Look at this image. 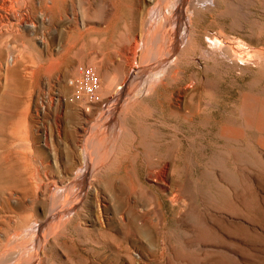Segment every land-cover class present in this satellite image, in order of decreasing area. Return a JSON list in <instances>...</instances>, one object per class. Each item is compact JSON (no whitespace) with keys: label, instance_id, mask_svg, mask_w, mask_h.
<instances>
[{"label":"rangeland","instance_id":"obj_1","mask_svg":"<svg viewBox=\"0 0 264 264\" xmlns=\"http://www.w3.org/2000/svg\"><path fill=\"white\" fill-rule=\"evenodd\" d=\"M9 1L14 2V0ZM15 1L16 3L12 2L11 5L5 4L4 10L6 8L8 12H15L16 14L18 12L17 16H24L26 22L29 23L27 26L20 25V28L19 24L17 25L18 22L14 21L11 17L0 15V17H4L0 19V38L3 36L1 39L4 44L3 46L0 40V54L2 56L7 54V56L5 55V59H3L4 57L0 58L3 64L0 63V69H4L0 72V76L4 73V76L2 75L3 77L0 78L2 79L0 83V96L3 97L0 98V126L3 127L2 125L7 124V131L9 130L8 132L5 131L6 126L4 127L5 132L0 128V144H2L0 149L1 147L5 148V146L8 149L5 148V150H3V148L0 151V165H3L0 166V169L2 168L0 170V252L8 250L11 247L13 248L20 243L27 244L29 242V227H25L24 224L28 226L29 223L35 220V218L37 219V217L34 216L26 206L25 208L18 207L20 202L28 204L33 198H44L49 202L57 204L64 195L70 196L72 191H74L71 187L72 182L79 172H81L80 169L83 164L80 165L78 163L77 166H73L69 156H73L75 153L83 161L82 163L85 164L88 161L86 148L85 150L81 148L77 150L75 147L74 149V142L78 139L85 141V145L84 142L83 145L82 143L79 144L81 147H85L86 143H88L92 151L96 154L97 161H99L98 164H100L99 166L103 173L101 179H103V181L105 180L104 184L106 186H98L97 193L102 202L100 201L101 203H98V205L101 204V206H99L100 208L95 206L94 209L95 211H97L98 208L99 210L101 209L100 211L106 219V222L111 225L110 227L117 229L123 234L118 242L119 247L120 244H122V246L124 245L120 247V252H118L121 263L128 261V263L131 264H264V1L217 0V4L214 6L200 7L198 11L193 13L192 17V21L194 22L193 26L196 31L194 33L195 36L191 37L188 43H183V45H181L183 46L182 48L181 46L179 47V57H176L174 54L176 49L174 35L171 30V33L169 31L160 37H153V34H151L150 36H152V38L149 34L148 37L147 33H144L146 31L145 24L141 21L134 23L133 8L135 0H124L125 2L123 1L121 5L123 4V7L126 9L121 6L116 16H111L104 11L105 14L102 12L103 9L102 7L100 8V6L93 9L88 8V10H90L89 12L87 6L83 5L82 7L79 5L80 3L76 2L72 5V7L74 6L73 8L77 7V9H75L76 12H74V9L71 7V0H63L66 4H63V1L60 2L61 0H54L53 5H56V7L57 5L60 6L54 8L55 6L49 5L50 7L52 6L51 8H54L53 10L49 8V11L46 4L44 7V3H37L34 0H25V4L23 5L21 4L23 2L20 0ZM29 2H31V4ZM62 4L66 5L65 8ZM19 5L22 8H19ZM129 5L131 6L129 7ZM153 6V4L149 5L148 11H150ZM17 7L18 10L16 9ZM27 7H31V11ZM60 7H63L62 9L64 10ZM83 8H85V11L87 10L88 17L87 14L84 13L85 11ZM14 9H16L17 12L16 10L14 11ZM95 9L97 15H93L95 14L93 13ZM44 11L49 15L52 13L50 16L55 20L63 18V21L61 20L58 22L59 25H57L58 23L55 21L54 27L53 25L49 26L46 21H41L40 16L45 13ZM171 11L173 12V9H171L170 12ZM56 13L57 15H55ZM72 13H76V15H72ZM121 13L123 14L122 17ZM103 14L105 18L101 17ZM81 15H85L86 17H82ZM33 16L36 18L34 19ZM64 17H69V19L65 18L64 20ZM114 17L117 18L115 19ZM29 18L31 21H29ZM73 18H75L74 20L76 22L79 21V23L72 20ZM101 18H104L102 19L104 23L100 22ZM10 20L12 24H10ZM33 20L34 22H32ZM111 20L112 23L110 22ZM15 24L16 26H14V28L13 25ZM68 24H71V26H68ZM107 24L108 27H106ZM9 25L12 26L10 27ZM45 25H47V27ZM75 25L78 27L80 25L79 28L81 29ZM124 25L129 26H125L128 29L125 28ZM94 26L96 28H94ZM2 27L6 28L1 29ZM12 27L13 31L11 30ZM105 27L106 29H103ZM17 28L19 30H17ZM53 28H56L59 33L56 32V29L53 31ZM64 28L66 31L63 30ZM137 28L138 30L142 28L141 31L143 32L140 30L138 32ZM14 29L16 30L15 32ZM129 29L132 31V34ZM80 30L82 32L81 36L79 35L81 34ZM127 30L130 34H128ZM8 31H11L9 32L11 35L9 36L6 34ZM93 31L95 32L94 34ZM106 31L107 33L105 34ZM44 32L46 36H44ZM137 32L139 35L141 34L143 36L146 34L145 37H143V40L145 38L147 39L145 43H143V41L141 42L140 38L138 42L142 44V46L140 45L141 50L146 49L147 51V68L140 78L136 80V84L134 85L136 91H134L135 93L133 92L131 103L129 102L126 108L121 110L123 112V118L118 120L117 118L113 119V116L112 119H109L111 122L109 123L108 120L103 118L104 109H106L110 101L117 96V92L123 91L127 93L130 90V87L134 83L133 74L138 73L141 68L139 61L134 60L133 55L129 54L127 51L129 44L134 41ZM102 33H104L103 36ZM12 35L14 36L11 37ZM220 35H222V39ZM113 36H115L114 40ZM65 37H68L67 41ZM131 37L134 38L132 39ZM162 37H164L165 40ZM150 38H152V40H150ZM209 38H211V40ZM215 38L218 40L220 39V42L226 39L225 41H229L232 49H227L228 52L226 51V54H222L224 56L217 55V58L215 54L203 59L204 52H206V49L211 44V46H213V41L216 40ZM97 39H99L98 42ZM46 41L48 46L46 45ZM69 41H71V45L75 43L77 45L75 44V46L71 48V45L68 43ZM112 41L113 44L111 43ZM147 41V44H149L148 46L151 45L148 49L146 48ZM230 41L234 44L230 43ZM8 43L10 45H8ZM43 43L45 45H43ZM25 44L28 47H26ZM49 46L51 47L50 49ZM102 47H104V49H102ZM151 47H153V49H151ZM262 47L263 49H260ZM257 48L259 51L262 50V54L258 52ZM235 49L238 51H235ZM251 49L252 51L250 52L249 50ZM254 49L257 50L255 51L257 57L254 55ZM57 50L60 51V54ZM243 50L247 53L250 52L249 55H251L252 61L250 64L245 65L244 70L241 69L237 71L232 69L225 57L227 55V57H229L231 53L241 52ZM95 51L97 53L99 52L98 54L101 56L96 57ZM45 52L47 54H44ZM119 53L122 56H120ZM12 55H15L16 59L15 56ZM53 55L56 59H58L57 57L60 58L58 60H53L55 59ZM124 55L126 58H129H127V62L133 63L132 65L134 68L133 74L131 75H126L123 71V66H119L121 63H117L119 60L123 62L127 60L126 58L123 59ZM194 55L200 58L201 62L196 63L193 61L192 57H194ZM93 56L96 57V59H94L95 61H92L94 58ZM105 57L106 59H104ZM108 58L109 60L111 58V61L113 59L116 66H114V64L113 66L110 65L111 69L107 71L108 75H106V69L101 65L100 61L103 59L107 62ZM12 62L15 63L13 66ZM26 62L28 63L27 65ZM35 62L39 64V67ZM92 62L94 63L92 64L94 70L100 72L98 73L96 71L98 78L101 76L99 78L101 86L100 96L104 99V101L102 100V102L97 105L87 104L84 101H82L83 103L77 101L74 98L75 85L73 86L71 84L72 79L69 78L66 80V73L69 72V70L74 74L73 71L75 72L77 67H91ZM96 62L98 64H95ZM149 63L153 65H150V67ZM94 65L96 67H94ZM135 65L137 66L135 67ZM11 66L13 67L11 68L12 71L9 68ZM15 66L16 69L14 68ZM153 66L155 70L152 68ZM22 68H26V70H22ZM31 68L32 71L34 70L33 73L31 72ZM66 69L69 70L67 71ZM160 70L162 72H160ZM24 71L28 73L30 71V75L33 76V79ZM38 71L39 73H37ZM241 71L242 74L240 73ZM110 72H112L113 75ZM181 72L184 75L181 74ZM7 74L10 75V79H8L10 83L8 80L5 81V75ZM25 75H27L28 78H26L27 76L25 77ZM78 76L76 80L81 77V75ZM192 76L198 79L196 87H194ZM144 77L146 79H144ZM6 78H8V76ZM29 78L30 80L28 81ZM173 80H175V82ZM182 80L184 82H182ZM23 81H25V84ZM5 82L7 83L5 84ZM28 82H32L33 85ZM165 82L167 84H164ZM172 82L176 85H172ZM180 82L181 84H179ZM7 85L8 87H6V90L8 92L6 91L4 94L3 92L5 91L3 90ZM28 85H32L30 86L31 89H29ZM178 86H188L186 87V89L189 88L188 90L192 89V87L194 88L193 91L188 92V94H190L186 95V97H188L182 100L179 107L173 102V92L179 88ZM31 90H34L32 94H30ZM109 93L110 96H107ZM194 94H196V96H194ZM112 96L113 98H111ZM109 98H111V100ZM193 99L194 101H192ZM78 107L86 113L87 116H84L86 117L85 119L83 116L79 118L77 114ZM89 110H92V112L90 113ZM186 111L192 112L194 114L193 117L192 113L189 114ZM4 119L6 120L5 122ZM32 143L33 145H31ZM148 144L150 145L148 146ZM6 150L9 152L8 154ZM116 151H119L117 153L118 156H116ZM21 152L24 154L21 155ZM174 152L178 155L175 156L176 154ZM113 153L115 159L112 157ZM3 154L5 155L2 157ZM154 155L156 158H154ZM160 155H162L161 158ZM2 158H4V161H2ZM167 158L168 160L171 158V162L173 161L172 167L170 168L172 180L164 187L160 181H150L148 175H150L151 172L153 174L157 169L156 166ZM5 162L9 164L6 165ZM106 163H108L107 166ZM107 167L109 168L108 171L106 169ZM104 170L106 171V175ZM22 175L24 176L22 177ZM27 178H30V180H26L30 181V183L24 181ZM31 180L33 182L36 181L33 183L34 185L37 183V185H35L36 187L40 185L38 187L39 189L31 183ZM114 180L115 183L113 182ZM25 182L26 185L28 183L27 186L30 185L33 189L35 187V191L33 189H30V191L29 187L25 186ZM117 183H120L119 185L123 195H115L110 189L113 184ZM20 184H22V186ZM107 184H109V186ZM18 187H21V189H18ZM41 187H43V189ZM107 187L110 188L107 189ZM8 189L12 193H8ZM41 189L44 192L38 191ZM6 190H8V192ZM35 193L38 194L36 195ZM41 193H43L42 196ZM5 194L9 196H5ZM176 197L180 198L181 202H186L188 206L183 208L180 204H178L179 206L172 204L171 200H174ZM141 199L153 205L149 208L155 210V213H153L148 221H152L150 222L151 224L148 222L144 223L141 220L143 218L139 217L141 214L143 216L145 213L143 208L140 207L138 210H135V208L132 209V203L140 201ZM12 206L14 208H11ZM16 208L17 210L22 209L14 211ZM157 208L160 211H158ZM81 219L82 216L79 213L75 214L66 226L62 224L59 216H55V236H57L55 240L61 244L63 240H68V237H70L76 249L80 248V242H85L88 249L96 253H102V255H106L107 257H115L113 232L108 229H106L105 232H101L100 234L101 236L103 235V241L101 244L97 245V243H95V237L98 236V233H93L91 231L81 232L77 229L76 225ZM15 222H17L18 225ZM19 223H21L23 227L21 225L19 226ZM88 225L90 226L91 223ZM18 226L20 228L22 227V231H20L21 229ZM65 227H67V231ZM18 229H20L19 232H17ZM63 229L65 230L64 232ZM8 242L10 243V248ZM88 243L91 245H88ZM1 247L3 248L1 249ZM0 264L9 263L0 262Z\"/></svg>","mask_w":264,"mask_h":264},{"label":"bare ground","instance_id":"obj_2","mask_svg":"<svg viewBox=\"0 0 264 264\" xmlns=\"http://www.w3.org/2000/svg\"><path fill=\"white\" fill-rule=\"evenodd\" d=\"M21 2H23V3H21L22 5L23 4H25L24 3V1L25 0H20ZM19 1V2H20ZM34 1H36L37 3H44V7H45V4L48 6V11H49V8L51 9V10H53L54 8H57V7H59L58 5H57V7H56V5H53V2H54V0H34ZM55 1H57V0H55ZM60 1V0H59ZM63 0H61L60 2H62ZM65 1V0H64ZM64 1H63V4H66V2L64 3ZM124 0H71V7H72V5L76 2V3H80L79 5L80 6H82L83 7V5L84 6H87V10H88V8H90V9H93V8H95V7H97V6H100V8L102 7V9H103V11L102 12H104V11H106V13L107 14H109V15H117L118 14V12H119V10H120V7L122 6V8H124L123 7V4L121 5V3L123 2ZM128 1H130V0H128ZM255 1V0H254ZM257 1V0H256ZM264 1V0H263ZM13 2V1H12ZM12 2L11 1H9V0H0V15L2 14V15H7L9 18L11 17L14 21H17L18 23H17V25L19 24V27H20V25H24V26H27L28 25V23L29 22H26V20H25V18H24V16L23 17H18L17 15H18V12H17V10H18V7L16 8V9H14V11L16 10V12H17V14L15 13V12H8V9H6L5 8V10H4V5L5 4H12ZM14 2L16 3V1L14 0ZM13 2V3H14ZM27 2V1H26ZM32 2V1H31ZM31 2H29L30 4H31ZM60 2H58V3H60ZM125 2V1H124ZM127 2V1H126ZM247 2V1H246ZM250 2V1H249ZM252 2V1H251ZM260 2V1H259ZM57 3V2H56ZM68 3V2H67ZM244 3H245V1H244ZM254 3V2H253ZM253 3H252V5H253ZM256 3V2H255ZM20 4V5H21ZM55 4V3H54ZM62 4V5H63ZM82 4V5H81ZM151 4H153L154 6H153V8L150 10V8H149V10L150 11H148V6L149 5H151ZM217 4V0H135L134 1V8H133V21H134V23H137L138 21H141L143 24H145L146 25V28H145V30L147 31H145L144 33H147V36H148V34H149V36L151 35V34H153V37H155V36H158V37H160V36H163V35H165L167 32H169L170 30L172 31V33H173V35H174V41H175V49H176V52L174 53L175 55H176V57H179V47L181 46V45H183V43H185V42H187L188 43V41H190V39H191V37H193V36H195L194 35V33L196 32L195 31V28H194V26H193V24H194V22L192 21L193 19H192V17H193V13L195 12V11H198V9L201 7H211V6H214V5H216ZM264 4V3H263ZM20 5H19V8H22V7H20ZM49 5H52V6H55L54 8H51ZM240 5H242V4H240ZM250 5V4H249ZM6 6V5H5ZM16 6V5H15ZM33 6V5H32ZM64 6V8H65V6L66 5H63ZM131 5H129V7H130ZM24 7V6H23ZM74 7V6H73ZM72 7V9H74V12H76V10L75 9H77V7L76 8H73ZM126 7V6H125ZM27 8H29V7H27ZM31 8V7H30ZM30 8H29V10H30ZM41 8H42V5H41ZM61 8V7H60ZM63 8V7H62ZM61 8V9H62ZM79 8V7H78ZM132 8V7H131ZM26 9V8H25ZM69 9V8H68ZM71 9V10H72ZM84 9V11H85V8H83ZM124 9H126V8H124ZM171 9H173V12L171 11L170 12V10ZM245 9V8H244ZM7 10V11H6ZM10 10V9H9ZM13 10V9H12ZM19 10H21V9H19ZM28 10V9H27ZM46 10V9H45ZM50 10V11H51ZM62 10H64V9H62ZM87 10L84 12V13H86L87 14V17H88V12H87ZM25 11V10H24ZM23 11V12H24ZM31 11V10H30ZM34 11V10H33ZM69 11V10H68ZM89 12H90V10H88ZM20 12V11H19ZM22 12V13H23ZM45 12V11H44ZM52 12V11H51ZM55 12H56V10H55ZM60 12V11H59ZM65 12V11H64ZM82 12V11H81ZM97 11H96V9H95V11L93 12V13H95V14H93V15H97V13H96ZM121 12H122V10H121ZM128 12V11H127ZM4 13V14H3ZM29 13V12H28ZM50 13V12H49ZM53 13V12H52ZM51 13V14H52ZM105 13V12H104ZM105 13V14H106ZM246 13V12H245ZM251 13V12H250ZM264 13V12H263ZM24 14V13H23ZM40 14H41V12H40ZM50 14V15H51ZM75 15H76V13H74ZM73 13H72V15H74ZM77 14H79V13H77ZM82 14V13H81ZM98 14H100V13H98ZM122 14V13H121ZM26 15V14H25ZM28 15V14H27ZM32 15V14H31ZM33 15H34V13H33ZM47 12H45V13H43V14H41V21L42 22H47L48 24H49V26L50 25H53V27L55 26L54 25V23H55V21H57V23L58 22H60L61 20L63 21V18L62 19H59V20H55L54 18H52V16H50ZM55 15H57V13L55 14ZM65 15V14H64ZM69 15V14H68ZM196 15V14H195ZM6 16V17H7ZM20 16V15H19ZM37 16V15H36ZM78 16V15H77ZM82 16V15H81ZM84 17H86L85 15H83ZM82 16V17H83ZM89 16H90V14H89ZM123 16V14L121 15V17ZM126 16V15H125ZM223 16V15H222ZM30 17V16H29ZM59 17V18H60ZM73 17V16H72ZM75 17V16H74ZM79 17V16H78ZM101 17H104L105 18V16H104V14H103V16L101 15ZM118 17V16H117ZM116 17V18H117ZM120 17V18H121ZM195 17V16H194ZM1 18H4V17H0V19ZM33 18H34V16H33ZM36 18V17H35ZM34 18V19H35ZM65 18H67V17H64V20H65ZM71 18V17H70ZM104 18H101V21L100 22H103L102 21V19H104ZM111 18V17H110ZM109 18V19H110ZM115 18V17H114ZM115 18V19H116ZM120 18H118V19H120ZM128 18H129V16H128ZM6 19H8V18H6ZM28 19V18H27ZM30 19V18H29ZM67 19H69V17L67 18ZM75 18H73L72 20H74ZM89 19V18H88ZM112 19V18H111ZM37 20V19H36ZM78 20H80V19H78ZM84 20V19H83ZM114 20V19H113ZM130 20V19H129ZM4 21V20H3ZM2 21V22H3ZM6 21V20H5ZM8 21V20H7ZM11 21V20H10ZM28 21V20H27ZM29 21H31V19L29 20ZM67 21V20H66ZM75 21V20H74ZM87 21V20H86ZM89 21H90V19H89ZM92 21V20H91ZM94 21V20H93ZM106 21H109V20H106ZM119 21H121V20H119ZM118 21V22H119ZM125 21H128V20H125ZM0 22H1V20H0ZM32 22H34V20L32 21ZM38 22V21H37ZM76 22V21H75ZM78 23H79V21H77ZM76 22V23H77ZM111 23H112V20L110 21ZM118 22H116V23H118ZM122 22H124V21H122ZM4 23V22H3ZM7 23H10V22H7ZM15 23V22H14ZM36 23V22H35ZM40 23V22H39ZM56 23V24H57ZM68 23V22H67ZM71 23H72V21H71ZM74 23V22H73ZM84 23H85V20H84ZM98 23V22H97ZM104 23V22H103ZM129 23V22H128ZM253 23V22H252ZM1 24V23H0ZM5 24V23H4ZM10 24H12V21H11V23ZM31 24V23H30ZM34 24V23H33ZM102 24V23H101ZM100 24V25H101ZM120 24H121V22H120ZM142 24V25H143ZM57 25H59V23L57 24ZM65 25V24H64ZM128 25V24H127ZM127 25H124V27L125 26H127ZM237 25V24H236ZM10 26V25H9ZM12 26V25H11ZM10 26V27H11ZM14 26H16V24L15 25H13V27ZM33 26V25H32ZM46 27H47V25H45ZM68 26H71V24L69 25L68 24ZM75 26H77V25H75ZM82 26L84 27V25H83V23H82ZM87 26V25H86ZM97 26V25H96ZM104 26H106V25H104ZM115 26H117V25H115ZM137 26V25H136ZM7 27V26H6ZM6 27H4V28H6ZM13 27H12V31H13ZM18 27V28H19ZM43 27H44V24H43ZM78 27V26H77ZM76 27V28H77ZM79 27H80V25H79ZM78 27V28H79ZM106 27H108V24H107V26ZM106 27L105 28H103V29H106ZM127 27H129V26H127ZM127 27H125V28H127ZM3 27L1 28V29H4ZM15 28V27H14ZM17 28V30H19ZM21 28V27H20ZM29 28V27H28ZM31 28V27H30ZM33 28H35V27H33ZM45 28V27H44ZM57 28V27H56ZM56 28H53V31L56 29ZM62 28H63V26H62ZM69 28V27H68ZM75 28V27H74ZM90 28V27H89ZM93 28V27H92ZM94 28H96L95 26H94ZM111 28H112V26H111ZM142 28H144V27H142ZM141 28V29H142ZM58 29V28H57ZM57 29H56V32L57 33H59L58 31H59V29H58V31H57ZM79 29H81V28H79ZM84 29V28H83ZM100 29V28H99ZM102 29V30H103ZM109 29V28H108ZM115 29V28H114ZM121 29V28H120ZM128 29V28H127ZM133 29V28H132ZM141 29L139 28V30L141 31ZM7 30H9V29H7ZM38 30V29H37ZM50 30V29H49ZM52 30V29H51ZM63 30H65V28L63 29ZM63 30H62V32H63ZM66 30H67V27H66ZM65 30V31H66ZM71 30V29H70ZM86 30V29H85ZM84 30V31H85ZM91 30V29H90ZM93 30V29H92ZM101 30V29H100ZM109 30H111V29H109ZM117 30H119V29H117ZM116 30V31H117ZM130 30V29H129ZM137 30H138V28H137ZM139 30H138V32H139ZM261 30V29H260ZM16 30L14 29V32H15ZM64 31V32H65ZM95 31H96V29H95ZM115 31V32H116ZM124 31V30H123ZM171 31H170V33H171ZM2 32V31H1ZM9 32H11V31H8L6 34H8L7 36H9V35H11V33H9ZM14 32H12V33H14ZM22 32V31H21ZM26 32V31H25ZM47 32V31H46ZM50 32V31H49ZM52 32V31H51ZM69 32V31H68ZM71 32V31H70ZM78 32V31H77ZM80 32H81V30H80ZM100 32V31H99ZM98 32V33H99ZM110 32V31H109ZM127 32H128V30H127ZM132 31L130 30V33H131ZM137 32V33H138ZM141 32H143V31H141ZM220 32V31H219ZM87 33H88V31H87ZM86 33V34H87ZM95 32L93 31V34H94ZM98 33H96V34H98ZM107 33V31L105 32V34ZM117 33H118V31H117ZM129 32H128V34H130ZM136 33V36H135V39H134V41L131 43L130 41V43L131 44H129V48L127 49V51H128V53L129 54H132L133 55V57H134V60H138L139 61V63H140V65H141V68L139 69V67H138V69H139V72L138 73H135V74H133V68H134V66L130 63V62H127L128 61V59L130 58V55H129V58L127 59L126 58V56L124 57L123 56V59H127L126 61H122V60H119L117 63L119 64V63H121V64H119V66H123V71H124V73L126 74V75H131V74H133L132 76H133V79H134V83L132 84V86L130 87V90L127 92V93H124L123 91H120V92H117L116 94H117V96L115 97V98H113V96L111 97V98H113L112 100H111V98H109L111 101H110V103H109V105H108V107L106 108V109H104V112H103V118L104 119H106V120H108L109 121V119H112L113 118V116H114V118L113 119H115V118H117L118 120H120V119H122L123 118V112L121 111V110H123V108H126V106L129 104V102L131 103V100L133 99L132 97H133V92L134 91H136L135 89H134V85L136 84V80L137 79H139L140 78V76L142 75V73H144L145 72V70H146V68H147V66H146V64H147V62H146V53H147V51H146V49H142L141 50V48H140V45L142 46V44H139V42H138V40H139V38H140V40H141V42L143 41V43H145V41L147 40L146 38L143 40V37H145V35L143 36V35H139V33L137 34ZM217 33V32H216ZM221 33H222V31H221ZM220 33V34H221ZM1 34V33H0ZM24 34H26V33H24ZM23 34V35H24ZM43 34V33H42ZM44 36H46V33L44 32ZM61 34V33H60ZM90 34H92V33H90ZM101 34V33H100ZM103 34L104 33H102V36H103ZM132 34V33H131ZM143 34V33H142ZM202 34V33H201ZM223 34H225V33H223ZM222 34V35H223ZM48 35H49V33H48ZM57 35V34H56ZM62 35H63V33H62ZM80 36L82 35V32H81V34H79ZM109 35V34H108ZM113 35H114V33H113ZM171 35V34H170ZM222 35H220V38H221V36ZM14 35H12L11 37H13ZM43 36V35H42ZM87 36V35H86ZM91 36V35H90ZM98 36H100V35H98ZM110 36V35H109ZM115 36H116V34H115ZM115 36H113V40L115 39L114 37ZM125 36H126V34H125ZM146 36V37H147ZM148 36V37H149ZM206 36V35H205ZM216 36V35H215ZM226 36V35H225ZM260 36H261V34H260ZM3 37V36H2ZM1 37V38H2ZM17 37H18V35H17ZM21 37H23V36H21ZM60 37H61V35H60ZM84 37V36H83ZM108 37V36H107ZM150 37H152V36H150ZM152 37V38H153ZM0 38V40H1V42H2V39ZM55 38V37H54ZM62 38V37H61ZM66 38V41H67V38L68 37H65ZM80 38V37H79ZM125 38V37H124ZM128 38H130V37H128ZM132 39L134 38V37H131ZM152 38H150V40H152ZM163 39H164V37H162ZM224 38V37H223ZM18 39V38H17ZM42 39V38H41ZM46 40H47V38H45ZM60 39V38H59ZM70 39H72V38H70ZM69 39V40H70ZM82 39V38H81ZM149 39V38H148ZM158 39V38H157ZM210 40H211V38H209ZM216 39V38H215ZM222 39V38H221ZM260 39V38H259ZM258 39V40H259ZM105 40H108V39H105ZM112 40V39H111ZM131 40V39H130ZM165 40V39H164ZM218 39H216V40H214L213 41V46H209L207 49L206 48H204V49H206V52H204L205 54H203L204 55V57H203V59H205L206 57L208 58V57H211V56H213V55H215L216 54V57L218 58V56L219 55H222V54H226V51H227V49H230L231 47H230V44H229V41L227 42V41H225L224 39L220 42L219 40V42L217 41ZM228 40H229V37H228ZM47 41H49V40H47ZM47 41H46V45H47ZM53 41V40H52ZM82 41H83V39H82ZM86 41V40H85ZM84 41V42H85ZM99 41V39H97V42ZM158 41V40H157ZM156 41V42H157ZM171 41V40H170ZM8 42V41H7ZM44 42V41H43ZM125 42H126V39H125ZM152 42V41H151ZM208 42V41H207ZM212 42V41H211ZM45 43V42H44ZM43 43V45H45ZM59 43V42H58ZM69 44L71 43V41H69L68 42ZM99 43H101V42H99ZM98 43V44H99ZM105 43H106V41H105ZM112 44H113V41L111 42ZM115 43V42H114ZM121 43V42H120ZM148 43V41L146 42V45H147V49H148V47H150V46H148L149 44H147ZM201 43V42H200ZM230 43H232L231 41H230ZM6 44V43H5ZM49 44V43H48ZM62 44V43H61ZM65 44V43H64ZM76 44V43H75ZM75 44L72 46L71 44V48L72 47H74L75 46ZM126 44H127V42H126ZM232 44H234V43H232ZM258 44V43H257ZM260 44V43H259ZM2 45L4 46V44H3V42H2ZM8 45H10L9 43H8ZM77 45V44H76ZM101 45H104V44H101ZM109 45V44H108ZM115 45V44H114ZM128 45V44H127ZM131 45V46H130ZM3 46H1V47H3ZM24 46V45H23ZM25 46H26V44H25ZM24 46V47H25ZM48 46V45H47ZM51 46V45H50ZM49 46V49L51 48ZM64 46V45H63ZM68 46V45H67ZM82 46V45H81ZM86 46V45H85ZM85 46H83V47H85ZM99 46H100V44H99ZM110 46H111V44H110ZM121 46H122V44H121ZM165 46V45H164ZM203 46V45H202ZM241 46V45H240ZM26 47H28V46H26ZM25 47V48H26ZM65 47H66V45H65ZM65 47H63V48H65ZM78 47V46H77ZM95 47V46H94ZM163 47V46H162ZM166 47V46H165ZM164 47V48H165ZM183 46H181V48H182ZM239 47V46H238ZM4 48V47H3ZM5 48H6V46H5ZM10 48V47H9ZM45 48V47H44ZM56 48V47H55ZM54 48V49H55ZM59 48V47H58ZM123 48V47H122ZM169 48V47H168ZM199 48V47H198ZM202 48V47H201ZM235 48V47H234ZM234 48H233V50H234ZM60 49V48H59ZM58 49V50H59ZM68 49V48H67ZM76 49V48H75ZM85 49V48H84ZM95 49V48H94ZM94 49H93V53H94ZM102 49H104V47H102ZM120 49V48H119ZM151 49H153V47H151ZM179 49V50H178ZM232 49V48H231ZM258 49V48H257ZM260 49H263V47L262 48H260ZM3 50V49H2ZM9 50V49H8ZM57 50V52H59V54H60V51H58ZM62 50V49H61ZM68 50H70V49H68ZM72 50V49H71ZM81 50V49H80ZM79 50V51H80ZM85 50H87V49H85ZM157 50V49H156ZM237 49H235V51H236ZM240 50V49H239ZM247 50V49H246ZM6 51V50H5ZM35 51V50H34ZM49 51V50H48ZM53 51V50H52ZM78 51V52H79ZM102 51V50H101ZM106 51V50H105ZM111 51V50H110ZM119 51V50H118ZM130 51V52H129ZM153 51V50H152ZM151 51V52H152ZM234 51V52H235ZM238 51V50H237ZM250 52L252 51V49L251 50H249ZM248 51V52H249ZM255 51H257L256 49H254V52ZM262 51V50H261ZM261 51H259V49H258V52H260V54H262L261 53ZM3 52V51H2ZM1 52V53H2ZM6 52H8V51H6ZM50 52V51H49ZM68 52V51H67ZM96 52V51H95ZM116 52H117V50H116ZM149 52H150V49H149ZM163 52V51H162ZM228 52V51H227ZM249 52V53H250ZM264 52V51H263ZM10 53V52H9ZM35 53V52H34ZM39 53V52H38ZM61 53H62V51H61ZM66 53V52H65ZM64 53V54H65ZM71 53H73V52H71ZM90 53V52H89ZM99 53V52H98ZM97 52L95 53V55H96V57H100L101 55H99ZM110 53V52H109ZM118 53V52H117ZM120 53H122V52H120ZM119 53V55L120 56H122L121 54ZM153 53V52H152ZM151 53V54H152ZM230 53H231V51H230ZM249 53H247L246 51H241V52H235V53H231V55L229 56V57H225V59L228 61V63H229V65H230V67H232V69H235V70H244L245 69V65H248V64H250V62L252 61V59H251V55H249ZM44 54H47L46 52L44 53ZM75 54H77V53H75ZM91 54H92V52H91ZM102 54V53H101ZM106 54V53H105ZM148 54H150V53H148ZM147 54V55H148ZM162 54V53H161ZM264 54V53H263ZM6 56H7V54H5ZM5 55L4 56H2L1 54H0V58H2V57H4L3 59H5L6 57H5ZM9 55V54H8ZM11 55V54H10ZM36 55V54H35ZM40 55V54H39ZM89 55V54H88ZM108 55V54H107ZM107 55H105L106 57H108ZM118 55V56H119ZM127 55V54H126ZM196 55V54H195ZM194 55V57H192V60L193 61H195L196 63L197 62H201L200 61V58H198V57H196ZM218 55V56H217ZM252 55H253V53H252ZM254 55H256V52L254 53ZM253 55V56H254ZM259 55V54H258ZM12 56H15V55H12ZM11 56V57H12ZM20 56V55H19ZM18 56V57H19ZM51 56V55H50ZM54 56V55H53ZM61 56H62V54H61ZM112 56V55H111ZM119 56V57H120ZM160 56V55H159ZM164 56V55H163ZM202 56V55H201ZM222 56H224V55H222ZM263 56V55H262ZM21 57V56H20ZM40 57V56H39ZM55 57V56H54ZM94 57V56H93ZM96 57H94L93 59H92V61H95L94 59H96ZM106 57L104 58V59H106ZM118 57V58H119ZM181 57V56H180ZM256 57H257V55H256ZM264 57V56H263ZM47 58V57H46ZM58 59L60 58V57H57ZM163 58H165V57H163ZM182 58L184 59V57L182 56ZM216 58V59H217ZM222 58V57H221ZM259 58V57H258ZM9 59H10V57H9ZM12 59V58H11ZM15 59H16V56H15ZM14 59V60H15ZM20 59V58H19ZM58 59H56V57H55V59H53V60H58ZM155 59H156V57H155ZM2 60V59H1ZM8 60V59H7ZM134 60H133V58H132V61L134 62ZM151 60V59H150ZM209 60V59H208ZM214 60V59H213ZM257 60V59H256ZM260 60V59H259ZM16 61V60H15ZM14 61V62H15ZM17 61H18V59H17ZM102 61V62H101ZM100 61V63H101V65L106 69V72L107 71H109L111 68H110V65H112L113 66V64H114V66H116L115 65V62H113L114 60L112 59V61H111V58H110V60H109V58H108V61L107 62H105V60H101ZM158 61H160V60H158ZM170 61V60H169ZM190 61H191V59H190ZM210 61V60H209ZM215 61V60H214ZM253 61H255V60H253ZM10 62V61H9ZM41 62V61H40ZM99 62V61H98ZM151 62V61H150ZM206 62V61H205ZM261 62H262V60H261ZM0 63H1V61H0ZM5 63H6V66H7V62H6V60H5ZM11 63V62H10ZM13 63V62H12ZM17 63V62H16ZM35 63H37V62H35ZM161 63V62H160ZM210 63V62H209ZM217 63V62H216ZM2 64V63H1ZM1 64H0V67H1ZM15 63H13L12 64V66L14 65ZM28 63L26 62V65H27ZM30 64V63H29ZM85 64V63H84ZM92 64H94L93 62L91 63V65ZM95 64H98L97 62L95 63ZM134 64H135V62H134ZM137 64H138V62H137ZM169 64V63H168ZM200 64V63H199ZM208 64V63H207ZM3 65V64H2ZM33 65V64H32ZM37 65H38V67H39V64L37 63ZM152 66L153 64H150L149 63V66ZM171 65V64H170ZM197 65V64H196ZM209 65V64H208ZM226 65V64H225ZM5 66V65H4ZM3 66V67H4ZM9 66V65H8ZM9 67L10 69L11 68H13V67ZM31 66V65H30ZM44 66V65H43ZM42 66V67H43ZM82 66V65H81ZM85 66V65H84ZM118 66V67H119ZM137 65H135V67H136ZM150 66V67H151ZM179 66V65H178ZM28 67H29V65H28ZM34 67V66H33ZM36 67V66H35ZM52 67V66H51ZM61 67V66H60ZM92 68H93V65L91 66ZM94 67H96L95 65H94ZM98 67H100V66H98ZM97 67V68H98ZM203 67V66H202ZM228 67V66H227ZM7 68V67H6ZM15 69H16V66L14 67ZM48 68V67H47ZM50 68V67H49ZM80 66L79 67H77L76 68V70H75V72L73 71V73L74 74H72V72H70L71 70H69V72H67L66 73V80L67 79H69V78H71L72 80H71V84L74 86L75 84H76V77L78 76V75H81V72H80ZM102 68V67H101ZM153 69L155 68L154 66L152 67ZM157 68H159V67H157ZM14 69V70H15ZM62 69V68H61ZM74 69H75V67H74ZM94 69V68H93ZM229 69V68H228ZM1 70H4V69H0V72H1ZM22 70H26V68H22ZM28 70H29V68H28ZM39 70V69H38ZM67 70V69H66ZM67 70V71H68ZM155 70V69H154ZM162 70V69H161ZM160 70V72H162ZM11 71H12V69H11ZM34 71V70H33ZM33 71H32V68H31V72L33 73ZM37 71V70H36ZM95 71H97L98 72V70H95ZM103 71V70H102ZM114 71H116V70H114ZM118 71V70H117ZM122 71V70H121ZM122 71V72H123ZM138 71V70H137ZM230 71H233V70H230ZM25 72V71H24ZM177 72V71H176ZM179 72V71H178ZM186 72V71H185ZM188 72V71H187ZM236 72V71H235ZM5 73H6V71H5ZM8 73V72H7ZM25 73H28V72H25ZM37 73H39V71L37 72ZM37 73H35V74H37ZM98 73H100V72H98ZM112 75H113V73L112 72H110ZM115 73H117V72H115ZM118 73H119V71H118ZM189 73V72H188ZM241 74H242V71L240 72ZM4 74V73H3ZM2 74V75H3ZM29 75L31 74L30 73V71H29V73H28ZM110 74V75H111ZM151 74V73H150ZM181 74H183L182 72H181ZM186 74V73H185ZM240 74V75H241ZM0 76V78L1 77H3V76ZM24 75V74H23ZM106 75H108V72H107V74ZM123 75V74H122ZM149 75V74H148ZM155 75H156V73H155ZM178 75V74H177ZM184 75V74H183ZM195 75H197V74H195ZM8 76V78H6ZM9 76L10 75H5V81L6 80H8V79H10L9 78ZM27 75H25V77H26ZM31 76V75H30ZM124 76V75H123ZM164 76V75H163ZM174 76V75H173ZM58 77V76H57ZM61 77V76H60ZM79 77V76H78ZM101 77V76H100ZM99 77V78H100ZM107 77V76H106ZM149 77V76H148ZM158 77V76H157ZM156 77V78H157ZM176 77H178V76H176ZM26 78H28V76L26 77ZM31 78L33 79V76H31ZM123 78V77H122ZM127 78V77H126ZM154 78V77H153ZM152 78V79H153ZM178 78H180V77H178ZM181 78H182V76H181ZM183 78H184V76H183ZM192 78H193V76H192ZM12 79V78H11ZM22 79H25V78H22ZM35 79V78H34ZM132 79V80H133ZM144 79H146L145 77H144ZM159 79H161V78H159ZM158 79V80H159ZM166 79H168V78H166ZM1 80L2 79H0V83H1ZM16 80V79H15ZM30 80V78L28 79V81ZM45 80V79H44ZM48 80V79H47ZM46 80V81H47ZM143 80V79H142ZM151 80V79H150ZM186 80V79H185ZM193 80H194V87H196V85H197V81H198V79H197V77H194L193 78ZM33 81V80H32ZM108 81V80H107ZM122 81V80H121ZM124 81V80H123ZM161 81V80H160ZM169 81V80H168ZM174 82H175V80H173ZM176 81H177V79H176ZM181 81V80H180ZM8 82H9V80H8ZM24 82V84H25V81H23ZM104 82V81H103ZM126 82V81H125ZM164 82V81H163ZM182 82H184L183 80H182ZM188 82H190V81H188ZM3 83V82H2ZM7 82H5V84H6ZM10 83V82H9ZM29 83V82H28ZM30 83H32V82H30ZM29 83V84H30ZM106 83V82H105ZM144 83V82H143ZM176 83H178V82H176ZM15 84V83H14ZM164 84H167L166 82L164 83ZM179 84H181V82L179 83ZM182 84H184V83H182ZM187 84V83H186ZM193 84V83H192ZM191 84V85H192ZM1 85V84H0ZM17 85V84H16ZM23 85V84H22ZM32 85H33V83H32ZM32 85H30V86H32ZM172 85H176V84H174L173 82H172ZM12 86V85H11ZM27 86V85H26ZM29 85H28V87H29V89H31V87H30ZM104 86V85H103ZM118 86V85H117ZM117 86H116V88H117ZM2 87H3V85H2ZM6 87H8V85L7 86H5V89L3 90V91H5V92H3L4 94L6 93ZM115 87V86H114ZM127 87H128V85H127ZM142 87V86H141ZM173 87V86H172ZM171 87V88H172ZM179 87V86H178ZM186 87H188V86H186ZM186 87H179V88H177L174 92H173V99H174V101L173 102H175V105L177 106V107H179L180 106V103H182V100L186 97V95L188 94V92L190 91H193L194 90V88L192 87V89H190V90H188V89H186ZM189 87H190V85H189ZM11 88V87H10ZM16 88H18V87H16ZM74 88H75V91L76 90H78V88H76L75 86H74ZM106 88H107V85H106ZM198 88V87H197ZM8 89V88H7ZM196 89V88H195ZM24 90V89H23ZM111 90H112V88H111ZM197 90V89H196ZM195 90V91H196ZM34 91V90H33ZM32 90H31V93L30 94H32V92H33ZM70 91H71V89H70ZM115 91V90H114ZM125 91V90H124ZM8 92V91H7ZM23 92V91H22ZM1 93V92H0ZM3 93H2V95H3ZM70 93V92H69ZM135 93V92H134ZM252 93V92H251ZM255 93V92H254ZM105 94V93H104ZM190 94V93H189ZM188 94V95H189ZM197 94V93H196ZM196 94H194V96H196ZM114 95V94H113ZM257 95V94H256ZM20 96V95H19ZM107 96H110V93H109V95L107 94ZM106 96V97H107ZM261 96V95H260ZM22 97V96H21ZM33 97V96H32ZM188 97V96H187ZM186 97V98H187ZM0 98H3L2 96H0ZM72 98H73V96H72ZM101 98H102V96H101ZM262 98V97H261ZM105 99H108V98H105ZM170 99H172V98H170ZM169 99V100H170ZM16 100V99H15ZM103 101H104V99H102ZM6 101V100H5ZM50 101V100H49ZM192 101H194V99L192 100ZM0 102H1V99H0ZM59 102V101H58ZM170 102V101H169ZM3 103V102H2ZM2 103H1V105H2ZM60 103V102H59ZM83 103V102H82ZM193 103V102H192ZM59 105V104H58ZM62 105V104H61ZM97 105V104H96ZM135 105V104H134ZM174 105V104H173ZM16 106V105H15ZM51 106V105H50ZM63 106V105H62ZM77 106V105H76ZM76 106H75V108H76ZM194 106V105H193ZM85 107H86V105H85ZM100 107V106H99ZM199 107V106H198ZM62 108V107H61ZM91 108H92V106H91ZM185 108V107H184ZM86 109V108H85ZM90 109V108H89ZM96 109H97V107H96ZM178 109V108H177ZM180 109V108H179ZM60 110V109H59ZM70 111V110H69ZM75 111V110H74ZM174 111V110H173ZM180 111V110H179ZM199 111V110H198ZM89 112L91 113L92 112V110H89ZM186 112H188V111H186ZM45 113V112H44ZM47 113V112H46ZM75 113V112H74ZM189 114H191L190 112H188ZM76 114V113H75ZM77 114L79 115V118H80V116H83V118L85 119L86 117H84V116H87L86 115V113L80 108V107H78V110H77ZM76 114V115H77ZM89 114V113H88ZM196 114V113H195ZM77 115V116H78ZM178 115V114H177ZM188 115V114H187ZM193 113H192V117H193ZM89 116H90V114H89ZM190 116V115H189ZM196 116V115H195ZM261 117V116H260ZM81 120V119H80ZM87 120V119H86ZM94 120V119H93ZM261 120H262V118H261ZM6 120L4 119V122H5ZM84 121V120H83ZM85 122V121H84ZM89 122V121H88ZM259 122V121H258ZM264 122V121H263ZM7 123V122H6ZM80 123H81V121H80ZM109 123H111L110 121H109ZM262 123V122H261ZM147 124V123H146ZM7 124H4V125H2L3 127H1L0 126V128H2V130L4 131V129L6 128V130L5 131H7V126H6ZM57 125V124H56ZM107 125H108V123H107ZM120 125V124H119ZM6 126V127H5ZM9 126V125H8ZM260 126V125H259ZM5 127V128H4ZM83 127V126H82ZM142 127V126H141ZM59 128V127H58ZM81 128V127H80ZM60 129V128H59ZM82 129V128H81ZM1 130V131H2ZM84 130H85V128H84ZM128 130V129H127ZM4 131V132H5ZM9 131V130H8ZM7 131V132H8ZM20 131V130H19ZM59 131V130H58ZM75 131V130H74ZM77 131V130H76ZM80 131V130H79ZM104 131V130H103ZM102 131V132H103ZM179 131V130H178ZM133 132V131H132ZM155 132H157V131H155ZM22 133V132H21ZM156 134V133H155ZM163 134V133H162ZM3 135V134H2ZM5 135V134H4ZM110 135V134H109ZM164 135V134H163ZM3 137V136H2ZM21 137H23V136H21ZM79 137V136H78ZM152 137H154V136H152ZM6 138V137H5ZM4 138V139H5ZM124 138V137H123ZM155 138V137H154ZM162 138V137H161ZM164 138V137H163ZM3 139V140H4ZM138 139V138H137ZM148 139V138H147ZM1 140V139H0ZM120 140V139H119ZM134 140V139H133ZM146 140V139H145ZM144 140V141H145ZM151 140V139H150ZM5 141V140H4ZM28 141V140H27ZM155 141H156V139H155ZM6 142V141H5ZM83 142H84V145H85V141H82V140H75V145H74V149H75V147H76V149L77 150H79V148H81L82 150H85V148L87 149V155H88V161H87V163H82L83 161L80 159V157L79 156H77L75 153L73 154V153H71V154H73V156L72 155H70L69 157L71 158H68V159H70L71 160V163H72V165L73 166H77V164L79 163L80 165L81 164H83V166L81 167V169H80V171L81 172H79V174L75 177V179L73 180V182H72V188L74 189V191H72V193H71V195L70 196H63L62 197V199H58L59 201L57 202V204H54V202H49L47 199H44V198H33V197H31V198H33V199H31L30 201H29V203L28 204H23V202H20L19 204H18V207L20 206V207H24L25 208V206L27 207V209L29 210V211H31L32 213H33V215L34 216H36L37 217V219L35 218V220H33L31 223H29V225L27 226V224H24V226L25 227H29V231H30V233H29V242L27 243V244H18V245H16L15 247H11L10 248V243L8 242V246H9V248L10 249H8V250H5V251H2V252H0V262H7V263H9V264H131V263H128V261L127 262H123V263H121L120 262V257H119V254H118V252H120L119 250H120V247H123L122 246V244H120V247L118 246L119 244H118V242H119V239L120 238H122V233H120L117 229H115V228H111L110 226V224L108 223V222H106V219L103 217V215H102V213H101V209L99 210V206H101V204L100 205H98V203L101 201L100 200V197H99V195H98V193H97V191H98V186H100L101 187V185L103 186L104 185V187L106 186L105 184H104V181H103V179H101V176L103 175V173H102V170H101V167L99 166L100 164H98V162L99 161H97V158H96V154L92 151V148L88 145V143H86V146L84 147V146H82L81 147V145H79L80 143H82V145H83ZM147 142V141H146ZM149 142V141H148ZM157 142V141H156ZM155 142V143H156ZM1 143H3V142H1ZM118 143V142H117ZM145 144V143H144ZM4 145V144H3ZM31 145H33V143L31 144ZM122 145V144H121ZM147 145V144H146ZM150 144H148V146H149ZM151 145H153V144H151ZM0 146H2V144H0ZM5 146V145H4ZM10 146V145H9ZM91 146H92V144H91ZM171 146V145H170ZM121 147V146H120ZM4 147H1V149H3ZM5 148H6V146H5ZM5 148L3 149V150H5ZM1 149H0V151H1ZM7 149V148H6ZM71 149V148H70ZM2 150V151H3ZM8 150V149H7ZM7 150H6V152H7ZM10 150V149H9ZM72 150V149H71ZM179 150V149H178ZM5 152V153H6ZM76 152V151H75ZM113 152V151H112ZM119 151H116V156H118L117 155V153H118ZM150 152V151H149ZM4 153V152H3ZM9 152H7V154H8ZM22 153V152H21ZM115 153V152H114ZM114 153H113V159H115V155H114ZM151 153V152H150ZM172 153V152H171ZM175 153V152H174ZM173 153V154H174ZM11 154V153H10ZM24 153H22L21 155H23ZM121 154V153H120ZM138 154V153H137ZM146 154V153H145ZM152 154V153H151ZM154 154V153H153ZM161 154V153H160ZM176 154V153H175ZM5 154H3L2 155V157L4 156ZM133 155V154H132ZM158 155V154H157ZM178 154H176L175 156H177ZM174 156V155H173ZM17 157V156H16ZM18 157H20V156H18ZM136 157V156H135ZM152 157V156H151ZM162 157V155H160V158ZM24 158V157H23ZM129 158V157H128ZM148 158H150V157H148ZM154 158H156L155 157V155H154ZM176 158V157H175ZM174 158V159H175ZM178 158V157H177ZM22 159V158H21ZM20 159V160H21ZM111 159V158H110ZM118 159V158H117ZM159 159V158H158ZM171 159V158H170ZM168 160V158L167 159H165V160H163L158 166H156L157 167V169L153 172V174H152V172H151V174L150 175H148V179L150 180V181H156V182H158V181H160L163 185H164V187L167 185V183L169 182V181H171L172 180V178H171V176H170V168L172 167L171 165H172V162H171V160ZM11 160V159H10ZM19 160V159H18ZM17 160V161H18ZM2 161H4V158H2ZM111 161V160H110ZM116 161V160H115ZM151 161V160H150ZM156 161H157V159H156ZM9 162V161H8ZM2 163H4V162H2ZM70 163V164H71ZM108 163H109V161H108ZM108 163H106V166H107V164ZM5 164L6 165H8L9 163H7V162H5ZM4 164V165H5ZM24 164V163H23ZM110 164H112V163H110ZM154 164V163H153ZM14 165V164H13ZM16 165V164H15ZM155 165V164H154ZM0 166H3V165H0ZM111 166V165H110ZM134 166V165H133ZM7 167V166H6ZM9 167V166H8ZM104 167H105V165H104ZM108 167H109V165H108ZM106 168L107 169V171H108V169L109 168ZM150 167H151V165H150ZM155 167V168H156ZM154 168V167H153ZM152 168V169H153ZM178 168V167H177ZM2 169V168H1ZM0 169V170H1ZM12 169V168H11ZM21 169V168H20ZM72 169V168H71ZM103 169V168H102ZM105 169V170H106ZM4 170V169H3ZM26 170V169H25ZM76 170V169H75ZM104 170V173L106 172ZM154 170V169H153ZM149 173V172H148ZM8 175V174H7ZM19 175V174H18ZM105 175H106V173H105ZM5 176V175H4ZM24 175H22V177H23ZM132 176V175H131ZM32 177H34V176H32ZM38 177V176H37ZM74 177V176H73ZM104 177V176H103ZM35 178V177H34ZM147 178V177H146ZM24 180V179H23ZM22 180V181H23ZM26 180H30V178H27V179H25L24 181H26ZM8 181V180H7ZM21 181V180H20ZM140 181V180H139ZM26 182H29L30 183V181H26ZM26 182L24 183L25 184V186H27L28 185V183H27V185H26ZM36 181H32L31 180V183L33 184V183H35ZM70 182V181H69ZM114 183H115V180L113 181ZM119 182V181H118ZM138 182V181H137ZM53 183V182H52ZM177 183V182H176ZM31 184V185H32ZM120 184V183H119ZM118 183L117 184H113L112 186H111V190H112V192L115 194V195H118V194H121V195H123V193H122V191H121V188H120V185H119ZM154 184V183H153ZM160 184V183H159ZM2 185V184H1ZM21 186H22V184H20ZM34 185V184H33ZM35 185H37V183L35 184ZM34 185V186H35ZM108 186H109V184H107ZM4 186V185H3ZM6 186V185H5ZM40 186V185H39ZM38 186V187H39ZM41 186H43V185H41ZM24 187V186H23ZM22 187V188H23ZM27 187H29V190L30 189H33L32 188V186H27ZM27 187H25V188H27ZM31 187V188H30ZM36 187V186H35ZM35 187H34V189H35ZM38 187H36V188H38ZM170 187V186H169ZM182 187V186H181ZM4 188V187H3ZM21 189V187H18V189ZM42 189H43V187H41ZM108 187H107V189H109ZM160 188V187H159ZM162 188V187H161ZM6 189V188H5ZM10 189V188H9ZM8 189V190H9ZM28 189V188H27ZM33 189V190H34ZM39 189V188H38ZM38 190V191H43V190ZM106 189V188H105ZM147 189H149V188H147ZM8 190H6L7 192H8ZM24 190V189H23ZM29 190H28V192H29ZM57 190H58V188H57ZM64 190V189H63ZM111 190H109V191H111ZM3 191V190H2ZM31 191V190H30ZM35 191V190H34ZM66 191V190H65ZM70 191V190H69ZM106 191V190H105ZM108 191V190H107ZM11 191L9 190V192L8 193H10ZM22 192V191H21ZM20 192V193H21ZM25 192V191H24ZM23 192V193H24ZM44 192V191H43ZM162 192V191H161ZM12 193V192H11ZM14 193V192H13ZM17 193V192H16ZM113 193H111V194H113ZM164 193H165V190H164ZM178 193V192H177ZM36 194V193H35ZM38 194V193H37ZM36 194V195H37ZM94 194H95V196H94ZM100 194V193H99ZM43 195V193H41V196ZM45 195V194H44ZM97 195V196H96ZM180 195H181V191H180ZM5 196H9L8 194L6 195L5 194ZM26 196V195H25ZM120 196V195H119ZM150 196V195H149ZM176 196V195H175ZM174 196V197H175ZM1 197V196H0ZM12 197V196H11ZM90 197H92V198H90ZM96 197H97V199H96ZM172 197V196H171ZM183 197V196H182ZM6 198V197H5ZM7 198H10V197H7ZM28 198V197H27ZM50 198V197H49ZM94 198H95V200H94ZM98 198H99V200H98ZM113 198V197H112ZM173 198V197H172ZM11 199V198H10ZM55 199V198H54ZM182 199H184V198H182ZM15 200V199H14ZM19 200V199H18ZM119 200V199H118ZM151 200V199H150ZM171 200V199H170ZM5 201V200H4ZM20 201V200H19ZM24 201V200H23ZM28 201V200H27ZM94 201H95V205H94ZM146 201V200H145ZM143 199H141L140 201H136V202H134V203H132L133 204V208L132 209H134L135 208V210L137 209L138 210V208L140 209V207L141 208H143L144 210H145V213H144V215L142 216V214L139 216L140 218H143V219H141L144 223H147L148 221H149V219L151 218V216L153 215V213H155V210H152V209H149L150 208V206H153V205H151L150 204V202L148 203V202H145ZM167 201V200H166ZM172 202V204H175V205H178V204H180L183 208H185V207H187L188 206V204L186 205V202H181L180 201V198H174V200H171ZM185 201V200H184ZM188 201V200H187ZM3 202V201H2ZM6 202V201H5ZM10 202V201H9ZM13 202V201H12ZM102 202V201H101ZM100 202V203H101ZM153 202V201H152ZM4 203V202H3ZM7 203V202H6ZM12 204V203H11ZM129 204V203H128ZM131 204V205H132ZM156 204V203H155ZM95 206H98L99 208H98V210L97 211H95V209H94V207ZM128 206V205H127ZM174 206V205H173ZM179 206V205H178ZM175 207H177V206H175ZM11 208H14L13 206L11 207ZM97 208V207H96ZM129 208V207H128ZM174 208V207H173ZM22 209V208H21ZM21 209H18V210H21ZM158 209V208H157ZM156 209V210H157ZM15 210H17V208L16 209H14V211ZM17 210V211H18ZM85 210H86V212H85ZM158 211H160L159 209H158ZM182 211V210H181ZM126 212V211H125ZM80 214L81 216H82V219H81V221L76 225L77 226V229L79 230V231H81V232H87V231H91V232H96V233H98V236H96L95 237V243H97V245H99V244H101L102 243V241H103V239H102V236H101V232H105V230L106 229H108L109 231H111V232H113L112 234V236H113V245H114V252H115V257H113V258H111V257H107L106 255H102V253H96V252H94V251H92V250H90V249H88L87 247H86V243L85 242H80V248L79 249H76V247H75V245H74V243L71 241V239H70V237H68L69 239L68 240H63L62 241V243L61 244H59L58 242H57V240H55V237H57V236H55V234H56V228H55V216H59V218H61V221H62V224H64V225H66L69 221H71L72 220V216L73 215H75V214ZM128 213V212H127ZM122 214V213H121ZM125 214V213H124ZM161 215V214H160ZM183 215V214H182ZM142 216V217H141ZM123 218V217H122ZM138 218V217H137ZM23 219V218H22ZM21 219V220H22ZM90 219V220H89ZM120 219H121V217H120ZM14 220V219H13ZM12 220V221H13ZM122 220V219H121ZM120 220V221H121ZM124 220V219H123ZM130 220V219H129ZM126 221V220H125ZM123 222V221H122ZM150 222H152V221H150ZM150 222H148V223H150ZM16 224H17V222H15ZM24 223V222H23ZM89 223H91V227L88 225ZM31 224V225H30ZM112 224V223H111ZM151 224V223H150ZM154 224V223H153ZM18 225V224H17ZM22 226V224L21 223H19V226ZM63 225V226H64ZM119 225V224H118ZM147 225H149V224H147ZM18 226V227H19ZM67 226V225H66ZM128 226H129V224H128ZM4 227V226H3ZM23 227V226H22ZM21 227V228H22ZM20 228V227H19ZM20 228V229H21ZM66 228V231L68 230L67 229V227H65ZM64 228V229H65ZM17 229V228H16ZM20 229H18V231L17 232H19V230ZM27 229V228H26ZM59 229V228H58ZM63 229V232L65 231ZM24 230V229H23ZM20 231H22V229L20 230ZM122 232V231H121ZM21 233V232H20ZM31 233H32V235H31ZM68 233V232H67ZM80 233V232H79ZM110 233V232H109ZM134 233V232H133ZM15 235V234H14ZM81 235V234H80ZM105 235V234H104ZM27 236H28V234H27ZM133 236V235H132ZM13 237V236H12ZM12 237H10V238H12ZM23 237V236H22ZM59 237H61V236H59ZM67 237V236H66ZM80 238H81V236H80ZM14 239V238H13ZM59 239V238H58ZM124 239V238H123ZM127 239V238H126ZM12 240V239H11ZM87 240H88V237H87ZM128 240V239H127ZM5 241V240H4ZM10 241V240H9ZM28 241V240H27ZM89 241H91V240H89ZM108 241V240H107ZM132 241V240H131ZM25 242V241H24ZM87 242V241H86ZM4 243V242H3ZM15 243V242H14ZM123 243V242H122ZM129 244V243H128ZM12 245V244H11ZM88 245H91V244H89L88 243ZM89 247H91V246H89ZM98 247V246H97ZM101 247V246H100ZM3 247H1V249H2ZM102 248V247H101ZM124 250V249H123ZM1 251V250H0ZM121 251H122V249H121ZM123 252V251H122ZM118 254V255H117ZM130 261V260H129ZM141 261V260H140Z\"/></svg>","mask_w":264,"mask_h":264},{"label":"built area","instance_id":"obj_3","mask_svg":"<svg viewBox=\"0 0 264 264\" xmlns=\"http://www.w3.org/2000/svg\"><path fill=\"white\" fill-rule=\"evenodd\" d=\"M81 77L76 80L74 98L87 104H98L102 102L100 96V82L96 71L92 67L80 68Z\"/></svg>","mask_w":264,"mask_h":264}]
</instances>
